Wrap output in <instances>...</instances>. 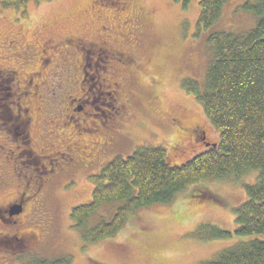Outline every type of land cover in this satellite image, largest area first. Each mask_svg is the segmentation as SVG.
<instances>
[{
  "label": "rangeland",
  "instance_id": "374dc122",
  "mask_svg": "<svg viewBox=\"0 0 264 264\" xmlns=\"http://www.w3.org/2000/svg\"><path fill=\"white\" fill-rule=\"evenodd\" d=\"M198 1L192 0L187 8H182L174 0H33L24 7L0 8V74L4 76L0 80V153L6 152L5 144L19 153L15 158L32 164L38 162L36 156L42 154L38 118L34 117L32 123L27 124L22 114L28 106L35 109L42 105L47 110L61 107L66 94L77 84V76L71 77L73 68L88 73L84 87L94 83L96 70L102 71L100 80L108 78L112 69L116 74L109 77V87L103 86L102 90H116L115 96L120 97L114 100L112 93L110 95L114 120L119 122V132L125 133V140H121L117 150L120 157L125 159L138 149L160 147L166 150L167 163L178 166L207 150L208 145L218 144V131L207 121L193 94L183 89V83L193 81L204 85L208 64L213 59L207 44L212 34L229 32L239 36L255 28L256 17L241 6L255 4L257 0H228L216 24L206 31H201L196 23ZM123 6L128 18H134L137 29L123 25V20L115 23L109 18L111 12ZM117 14L121 16L120 11L113 16ZM101 26L113 31L109 33L107 29L103 34ZM42 45L47 46L42 49ZM29 46L35 52L42 49V53L28 49L27 56L19 54ZM122 50L135 62H118L115 57L121 58ZM54 52L67 56L62 60L58 54L53 55ZM52 55L55 59L51 65L48 61ZM40 59L47 68L42 72L43 77L50 66L54 68L53 73H61L49 81L52 84L49 94L50 90H55L56 98L49 99L51 95L45 92L46 101L42 104L40 100L44 99L39 98L25 107V100H21L20 107L10 105L9 110L5 104L15 100V86L12 88L8 79L20 74L16 65L17 69L34 67V72H39L35 62ZM120 64L125 66L127 75L117 71L121 69ZM66 65V71L61 72ZM5 70L10 73L14 70L17 75ZM21 72L29 75L31 70ZM116 82L121 87L114 84ZM22 93L28 96L31 90L25 89ZM2 133H6L4 137ZM61 133L62 129L56 131L51 141L57 140ZM27 136L29 142L25 140ZM54 153L56 156L49 158L51 161L48 159V170L55 171L54 166L60 162L69 164L67 157ZM4 160L5 156L0 155V175L6 181L0 190V264H51L56 260L68 264H200L221 250L247 240L240 237L209 239L213 230L207 226L235 231L233 212L246 199L245 185H253L258 173L223 181H204L200 187L206 193L201 200L186 197L193 187L187 195L169 204L138 209L115 235L91 243L84 241V233L109 221L120 203L95 209L84 226L73 227L70 212L74 207L87 204L93 192L89 185L65 189L71 179L56 174L52 184L45 185L37 197L17 198L14 192L24 183H29L27 192L29 188L32 190L33 177L38 174L31 176L28 169L20 166L19 179ZM112 161L113 158H109L106 165ZM18 164V161L14 163L16 168ZM6 190L10 194L3 195ZM18 200L22 201V215L18 220L7 219L2 210ZM15 220L17 225L13 224Z\"/></svg>",
  "mask_w": 264,
  "mask_h": 264
},
{
  "label": "trees",
  "instance_id": "16d2710c",
  "mask_svg": "<svg viewBox=\"0 0 264 264\" xmlns=\"http://www.w3.org/2000/svg\"><path fill=\"white\" fill-rule=\"evenodd\" d=\"M30 1L33 0H0V8L24 7ZM174 1L182 8L192 3ZM198 2L196 23L201 31H206L216 24L228 0ZM241 7L254 14L255 28L239 36L229 32L212 34L207 44L213 59L204 85L183 83V89L193 94L207 121L218 131L219 143L178 166L167 163L166 150L160 147L138 149L125 159L115 158L93 178L95 186L88 203L74 207L70 213L71 225L78 228L85 225L95 209L120 203L109 221L84 233V241L96 243L115 235L138 209L169 204L193 187L186 197L201 200L206 193L200 187L204 181L258 173L253 185H245L246 200L233 212L235 231L207 226L213 230L209 239L247 240L200 264H264V0ZM53 264L68 262L58 260Z\"/></svg>",
  "mask_w": 264,
  "mask_h": 264
},
{
  "label": "flooded vegetation",
  "instance_id": "af4514ba",
  "mask_svg": "<svg viewBox=\"0 0 264 264\" xmlns=\"http://www.w3.org/2000/svg\"><path fill=\"white\" fill-rule=\"evenodd\" d=\"M118 10L120 11L121 16H119L118 14L116 16H113V14L119 12ZM118 10L116 9L113 12H111L110 14L112 17L109 16L108 17L115 23H117L118 20H123L124 22L123 25L131 26L134 29L138 28V26H136V24L134 23V18L133 17L128 18L126 6H123ZM98 13L100 12L98 11ZM96 17L99 18L98 16ZM121 25L122 24H120V26ZM104 27L105 26H101V32L103 31L102 32L103 34L107 33V29H109V33L113 31L112 28H104ZM47 35L53 38L52 35L50 34ZM108 36L109 35H107V38ZM35 42H37V44L40 43L38 42L37 39L35 40ZM43 46H47V45H42V49ZM25 49L26 50L23 51L22 53H19L18 51L16 52L24 56L25 55L27 56L26 51L28 49L32 50V53H39V54L42 53V49L40 51L35 52L33 49L30 48V46ZM122 51H123L122 55L120 54L121 58L115 57L117 60H119L118 62L120 61L127 63L129 62V64L135 62V60L130 59V55L127 53V51L124 50ZM55 53L58 54L59 57L62 58V60L67 56V55L62 56L58 52H54L53 55H55ZM53 55L48 61V63L49 64L51 63V65L53 59H55ZM96 58L97 56H95L94 61H96ZM43 61H44L43 59H40L35 62L37 63V68H39L40 70L39 72H34L35 70L34 67L24 70H21V68L18 67L17 69V65H16V70L20 71L19 75H17V73L14 70L11 73L5 70V72L11 75L12 74L17 75L15 79L14 77L8 79L10 86H12V88L13 86H15V94H14L15 100L13 101L12 104L10 102L6 103L5 104L6 108L10 110V108L8 107L10 105L11 106L16 105L20 107L21 100H25V107H26L28 104L31 103L32 100L39 98L44 99L45 92L49 94L48 89L52 87V84L49 81H52L53 80L52 77H56L57 74L59 75L61 73H58L57 71L53 73L54 68L50 66L49 72L46 73L45 77H43L42 72L44 73L47 69ZM3 64H5V61H3ZM120 66L121 69L120 70L118 69L117 71L125 72L124 70L125 66L121 64ZM67 67L68 65L62 68L61 72L66 71ZM25 70H31V72H29V75L26 74L25 72H21ZM78 70H76L75 68L71 70L73 72L71 77L77 76V79L75 78L77 84L75 88L71 89L70 92L66 94L67 97L64 99V103L63 105H61V107L59 106H57L56 108L52 107L50 110H47L45 107H42V105L40 108H35V109H32L28 106L25 108L26 110L22 114L24 117L27 118V124L29 122L32 123L34 117L38 118L37 124L39 126L38 129L40 132L38 139L40 141L39 145L42 148L39 149L42 154L36 156V158L38 157V162L32 164V162H28V161L26 162L24 160L19 159V157L15 158L14 156L17 155L19 156V153L12 151L10 148L7 147V145L5 144L3 145L4 148L6 149V152L4 154L0 153V155H4L6 160L4 161L11 166V169L13 168L11 173L14 174L17 173L18 174L17 177H19L20 179V173L18 169L21 166L26 170L28 169V171L31 172V176H33L35 173L38 174L36 175V177H33L35 185L33 186L32 190L29 188L27 192L26 185H28L29 183H24L21 189H17V191L14 192L15 195H17V198L37 197V195H39V192L45 189L46 187L45 185L48 184L47 186H49L50 184H52V182L57 177L56 174L59 175L61 174L62 177L65 178L68 177L67 179H71V181L68 182L67 186H65V189L72 190L73 188L79 186L80 184L81 186L89 185L91 188L90 190H93L95 186L93 182V178L100 175V173L103 171L104 166L106 165V161L109 158H113L114 160L115 158L120 157L117 150L119 149L118 146L121 145L122 141L125 140V135H124L125 133L123 132L121 134L119 132L120 130L119 122L118 120H114L116 118L112 114L113 109L111 108L112 103L110 102L111 99L110 95L112 93L113 96L112 98L114 100H118L120 97L117 98L115 96V94L117 93L116 90H113L111 92L102 90L103 86L109 87L108 86L109 77H115L116 74L112 69V72L108 74L109 75L108 78L105 79L103 78L102 80H100L102 76V71L96 70L95 71L96 73L93 74V78H92L94 80L93 81L94 83L89 87H84V85L87 84L85 77L88 73L83 69H78ZM81 75L82 78L80 80ZM3 77L4 76L0 74V80ZM82 79H84V81H82ZM114 84L121 87V85L118 84L117 82ZM1 88L2 87H0V89ZM29 88L31 90V94L28 96L23 95L22 92L25 89H29ZM49 95H51L49 96V99L52 100L55 99L56 98L55 90H53V92L52 90H50ZM15 96L17 97V99ZM121 96H123L122 92H121ZM44 101H46V99L40 100V103L42 104V102ZM17 113L20 114L19 111ZM31 113H33L34 115ZM60 129H62L61 136L58 137L57 140L51 141L52 138L55 137L54 133ZM125 131L126 133L129 132L128 130ZM66 133L68 134L66 135ZM15 135H17V133H15ZM25 140L29 142L28 136L26 137ZM54 152L61 153V155L59 156L67 157L69 160V164L66 165L64 162H60L58 166L57 165L54 166L56 167L55 171L48 170L50 167L48 159L49 158L52 159L56 156ZM16 161L19 162L17 168L14 165ZM79 180L81 181V183L78 182ZM5 183H6L5 179L3 178L2 175H0V190L4 188ZM43 193L45 192H42L41 194ZM4 194H10V192L6 190L3 192V195ZM35 202H37V200H35ZM18 207L21 208V212H19L18 215H12L11 214L12 210ZM5 208L2 210V212L4 211L3 214L6 215L5 217H7V219L10 218V219L18 220L20 218V215H22L23 213V205L21 200H18L17 203H12L8 205L6 209ZM16 220L13 223L14 225H17L15 224ZM47 235L48 233H46L44 237H46Z\"/></svg>",
  "mask_w": 264,
  "mask_h": 264
},
{
  "label": "water",
  "instance_id": "95a60500",
  "mask_svg": "<svg viewBox=\"0 0 264 264\" xmlns=\"http://www.w3.org/2000/svg\"><path fill=\"white\" fill-rule=\"evenodd\" d=\"M19 212H21V208L20 207H18V208H14L13 210H12V215H18V213Z\"/></svg>",
  "mask_w": 264,
  "mask_h": 264
}]
</instances>
